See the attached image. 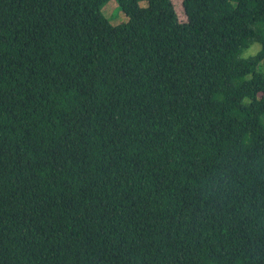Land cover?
Here are the masks:
<instances>
[{
	"label": "trees",
	"instance_id": "1",
	"mask_svg": "<svg viewBox=\"0 0 264 264\" xmlns=\"http://www.w3.org/2000/svg\"><path fill=\"white\" fill-rule=\"evenodd\" d=\"M107 1L0 0V264H264V0Z\"/></svg>",
	"mask_w": 264,
	"mask_h": 264
},
{
	"label": "rangeland",
	"instance_id": "2",
	"mask_svg": "<svg viewBox=\"0 0 264 264\" xmlns=\"http://www.w3.org/2000/svg\"><path fill=\"white\" fill-rule=\"evenodd\" d=\"M174 8L178 14L179 19L183 20L185 15L182 10L181 0H172ZM145 3L144 1H141L140 4ZM102 13L109 18L110 22L113 24H117L120 22H123L127 19L126 15L123 13V11L120 9L119 5L115 0H109L107 1L104 6L101 9ZM249 49V53L254 52L257 49V44H253Z\"/></svg>",
	"mask_w": 264,
	"mask_h": 264
}]
</instances>
